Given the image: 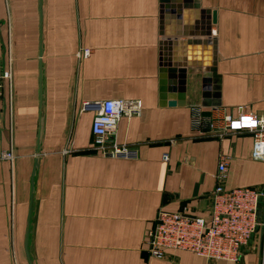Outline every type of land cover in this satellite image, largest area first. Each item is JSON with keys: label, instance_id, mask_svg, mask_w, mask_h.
I'll return each mask as SVG.
<instances>
[{"label": "crops", "instance_id": "1", "mask_svg": "<svg viewBox=\"0 0 264 264\" xmlns=\"http://www.w3.org/2000/svg\"><path fill=\"white\" fill-rule=\"evenodd\" d=\"M164 40L169 53L186 42L173 50V64L194 71L183 106L161 96ZM0 58L12 72L0 157L15 154L0 158V264H233L187 250L153 257L146 235L161 210L207 216L225 157L226 187H264L252 132L219 131L226 115L264 116V0H0ZM107 98L142 101L111 132L138 159L96 150L82 105ZM237 264H264L261 225Z\"/></svg>", "mask_w": 264, "mask_h": 264}, {"label": "built area", "instance_id": "2", "mask_svg": "<svg viewBox=\"0 0 264 264\" xmlns=\"http://www.w3.org/2000/svg\"><path fill=\"white\" fill-rule=\"evenodd\" d=\"M84 55L90 50L85 49ZM12 72L0 58V99ZM94 114L92 132L95 148L104 156L120 159H138L139 150L127 142L120 143L111 135L116 124L123 118L139 116L142 101L139 99L107 98L84 101L82 112ZM195 114V123L200 122ZM220 135L228 131L248 130L253 134L251 157L264 161V116L253 112L237 116L226 115L221 120ZM3 128L0 125V139ZM12 150L3 151L2 159L13 160ZM168 159V154H165ZM227 175V158H223L217 173L218 183L211 193L212 204L207 216L192 213L188 207L179 211L161 210L155 225L147 231V250L153 257L162 258L167 249L187 250L208 259L224 260L237 264L244 248L248 246L259 225V204L264 197V187L229 188L223 183ZM176 264V263H173Z\"/></svg>", "mask_w": 264, "mask_h": 264}, {"label": "water", "instance_id": "3", "mask_svg": "<svg viewBox=\"0 0 264 264\" xmlns=\"http://www.w3.org/2000/svg\"><path fill=\"white\" fill-rule=\"evenodd\" d=\"M42 2V1H41ZM216 20V13H213V22ZM163 34H166V30L169 32V27L166 24L163 25ZM208 35L212 34V28L210 27L207 32ZM190 43V42H189ZM212 43V42H211ZM167 42L164 40L162 45V68H161V96L163 100H166L169 97V101L167 102L170 106H183L186 104V81H187V73H193L194 71L189 70L186 64H173V50L176 51V56H179V51L186 45L185 41H177V45L175 48L171 47V52L169 53L166 48ZM180 47H177L179 46ZM215 49V48H214ZM43 55V33H42V25H41V38H40V57ZM171 55L172 58H170ZM43 63L41 62V72H40V79H41V90L43 94ZM177 95V97L175 96ZM219 95V94H218ZM204 105H213L219 106L221 105L220 97L215 99L212 103H204ZM43 126H44V119L41 117L40 119V128L38 133V141H37V156L35 162V169H34V177L37 173V169L39 167V159L42 149V139H43ZM35 189L34 178L32 180V191ZM28 238H29V230L26 233V248L28 251Z\"/></svg>", "mask_w": 264, "mask_h": 264}]
</instances>
